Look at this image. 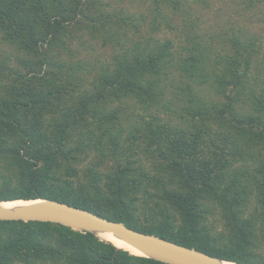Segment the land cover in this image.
<instances>
[{"label":"trees","instance_id":"trees-1","mask_svg":"<svg viewBox=\"0 0 264 264\" xmlns=\"http://www.w3.org/2000/svg\"><path fill=\"white\" fill-rule=\"evenodd\" d=\"M97 3L0 0L9 48L0 46V202L55 200L225 261L264 264V86L250 84L263 45L236 35L217 71L202 43L174 53L172 41L130 40L132 52L91 66L86 82L87 61L57 52H71L83 17L108 41L122 38L123 23L107 31L112 14ZM173 70L180 104L162 106L181 123L147 113L160 110ZM192 82L211 84L213 99L201 101ZM134 100L141 116L128 109ZM89 153L98 163L83 170ZM0 264L163 263L62 225L0 221Z\"/></svg>","mask_w":264,"mask_h":264},{"label":"rangeland","instance_id":"rangeland-1","mask_svg":"<svg viewBox=\"0 0 264 264\" xmlns=\"http://www.w3.org/2000/svg\"><path fill=\"white\" fill-rule=\"evenodd\" d=\"M84 1L91 4L93 0ZM97 1L107 5L105 11L112 14L113 18L107 31L117 27L116 20H119L116 22L123 23L122 38L119 41L115 38L116 42L108 41L109 39L107 40L103 32L98 33L92 30L93 28L88 24V19L83 17V21L81 20L78 25L79 28L77 26V30L80 29L78 35L72 42H69L68 46L71 52L66 51L64 54L57 52L64 60L71 57L78 64L87 61L84 63V73L82 72V74H85L86 82L94 80L93 75L96 72H88L92 67L99 69L101 65L106 66L123 54L132 52L133 49L130 45L133 44L130 40L142 45L148 44L150 47L154 46L156 42L163 46L165 43L172 41L170 49L174 53L190 48V43H202L212 61L208 64L213 68H218L217 71H219L222 69L220 64L227 63L225 57H228L232 52L230 42L236 35L240 34L245 41H250V38H257L259 39V45H263L260 55L256 58L257 67L254 68L251 74L250 84L257 91L260 90L261 86H264V75L258 76L264 74V0H175L177 5L169 2L160 4L159 7H156L157 4H154L152 0ZM102 22L103 19L101 18L100 23ZM0 46L9 50L7 46L2 45L1 38ZM142 48L139 45V49ZM12 64L16 65L17 62ZM180 74L178 70H173L170 73V79L166 85V94L162 97L161 105L157 106L160 110H156V107H154L153 110H149L150 112L147 111V113L154 112L161 118L181 123L177 121L176 115L169 112L167 114L162 106V104L168 106L180 104L175 98L177 90L180 89ZM192 85L201 101L213 99L211 84L192 82ZM172 108L179 110L178 107ZM128 109L134 110L136 116L137 114L142 115L140 104L135 100L130 103ZM143 115H145L144 111ZM95 156V153H93L87 158L84 155L78 158L79 160L86 158L83 170L87 167L91 169L92 166L97 165V157ZM141 158L144 160L143 163L146 164L148 158L145 155H141ZM149 163H153L152 158H150ZM103 171L112 170L102 168ZM81 180L87 179L82 177ZM222 224L214 222L212 225H214L216 231H221Z\"/></svg>","mask_w":264,"mask_h":264},{"label":"water","instance_id":"water-1","mask_svg":"<svg viewBox=\"0 0 264 264\" xmlns=\"http://www.w3.org/2000/svg\"><path fill=\"white\" fill-rule=\"evenodd\" d=\"M2 203L5 202H0V221L52 223L74 231L91 233L96 237L97 233H105L134 248L142 258L163 264H225L230 262L155 235L135 231L123 223L110 221L93 212L55 200L37 199L34 203L15 207H4ZM112 246L122 250L115 245Z\"/></svg>","mask_w":264,"mask_h":264},{"label":"bare ground","instance_id":"bare-ground-1","mask_svg":"<svg viewBox=\"0 0 264 264\" xmlns=\"http://www.w3.org/2000/svg\"><path fill=\"white\" fill-rule=\"evenodd\" d=\"M36 200H15V201H7L5 203H2L4 207H15V206H21V205H28L31 203H34ZM98 239H101L104 243L115 245L117 248L127 251L133 256L142 257L141 254L136 251L131 246L127 245L126 243L115 239L114 237L107 235L105 233H97ZM225 264H237L234 262H226Z\"/></svg>","mask_w":264,"mask_h":264}]
</instances>
